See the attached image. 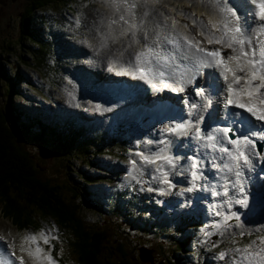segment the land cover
Instances as JSON below:
<instances>
[{
	"label": "rangeland",
	"instance_id": "rangeland-1",
	"mask_svg": "<svg viewBox=\"0 0 264 264\" xmlns=\"http://www.w3.org/2000/svg\"><path fill=\"white\" fill-rule=\"evenodd\" d=\"M3 1L5 0H0V5ZM175 1L178 0H159L154 6L148 5L151 10L157 8L150 15L153 18H149L159 19L158 23L152 20L154 24L148 21L149 40L153 38L156 29H162V33L171 32V20L168 18L172 6L176 11L190 13L193 12L195 2L199 8L203 5L198 0H184L185 5L177 8ZM163 2H167L169 6L161 10ZM28 4L30 5L29 0H7L6 7L2 6L5 7L4 10L0 9L1 106L8 114L10 124L16 129L19 140L40 168V173L48 177L54 185L60 186L66 201L78 206V199L75 201L73 198L75 187L81 186L87 190V193H82L85 202L77 211V217L82 220L88 233L101 232L104 235L103 260L119 263L126 259L134 264H148L138 258L139 250L142 249L150 253L155 251L152 264H230L235 253L229 250L247 242L250 239L247 233H252L253 239L257 234H264V151L260 157L248 159V165H243L247 173L239 178L233 172L223 169L226 163L225 154L216 156L213 153L216 151L207 143L210 141L207 138L201 140L203 133L197 131L208 124L206 107L197 101L200 103L199 110H202L196 112L197 116L200 115L198 124L195 125L197 116L192 121L190 119V122L185 120L188 117L185 112L193 105L185 103L183 98L179 102L178 92L171 89L180 88L179 80L182 81L180 85L187 81V76L181 73L186 68L178 64L179 59L175 61L178 68L173 67L171 61L167 65L163 62L160 65L142 64L141 67H151L152 71L141 74L135 69L130 76L146 85L145 94H150L159 82L160 76L156 78V74L163 71V77L168 76L173 85L167 87L171 92L167 99L174 106L179 105L182 111L186 109L180 113L177 108V113H180L177 118L181 117L179 124L173 123V113L176 112L172 108H167V113L161 115L152 111L154 108L152 102L148 101L149 97H145V102L138 100L139 103L146 104L141 105L145 108V115H136L135 109L140 110L141 107L137 100L133 104L129 102L133 99H130L128 91L124 92V87L119 86L121 90L113 91L115 96L107 95L111 91L105 90L103 86H100L101 90L98 87L103 82L95 80L89 72L81 75L77 66L86 64L90 68L87 71L93 70L90 65L91 52L93 54L96 46L98 49L102 47L101 34L109 31V21L118 19L119 14L114 13L104 0L51 1L33 13L32 39L29 40V34H21L19 18ZM189 4L194 6L189 7ZM136 11L135 18L126 14L130 23H139L144 8L138 6ZM247 15L244 14L246 18ZM124 28L127 25L123 22L112 25L111 34L119 38L115 42L107 41V52L112 50V44L120 43L122 39L127 48L133 44L131 35L120 37ZM166 33L163 36L170 35ZM140 35H143L142 30L137 32V39L144 40ZM39 43L46 44L50 49L49 57H45L47 65L44 67L37 63ZM145 43L146 41H141L139 50ZM133 45L136 46L137 43ZM161 49L162 54L171 50L163 47ZM110 67L109 71L112 72L113 63ZM117 73L113 71L111 75L115 74L114 78L118 79ZM215 74L220 82L224 80L220 79L222 75L218 74V70ZM6 77L17 80L14 85L15 93L11 96L7 93L9 84ZM198 77L202 85L203 80ZM223 85L218 88L221 94L224 88L227 90V82ZM182 91L187 92L185 87ZM118 92L120 95H117ZM154 92L156 94L152 95V99L156 100L154 103L157 105V100L161 98H157L156 90ZM227 98L226 94L214 98L215 118H211L208 124L211 125L209 132L213 131V124L217 119L227 121V111L231 108L234 110L232 105H228ZM161 101L162 104L158 106L168 105L166 100ZM227 105L231 108L227 109ZM242 111V117H248L252 122L255 120L249 113ZM18 113L26 114L32 119L25 120ZM190 113L191 116L195 114ZM232 120H229L230 123ZM70 121L84 128L89 135L97 133L106 142L105 146L99 149L92 147L89 152L80 153L75 148H66L61 140L58 141L48 133L43 135V141L37 140L40 130L37 123L46 127L56 124L64 132L70 133ZM180 124L185 125V128L179 129L183 132L182 135H177L174 130ZM226 124L222 123V126ZM41 133L45 132L40 131ZM62 138L65 139V136ZM175 139L179 140L176 147L172 145ZM84 156L89 157V162L96 165L95 170L88 166ZM221 156L224 159H220ZM143 157L155 162L148 163ZM166 157L171 158L173 163L169 164ZM253 159L258 161L254 163ZM193 162L197 164L195 169L191 166ZM77 168L85 176L96 175L97 180L82 185L80 177L70 173ZM193 172L197 173L198 179L193 180ZM244 175L249 177L250 187L240 192L232 185L239 179L243 187ZM224 177L227 180L223 182ZM228 181L233 182L229 185ZM225 187L228 189L227 196L223 195ZM189 188L192 191H188ZM217 192L220 195L216 196ZM245 198L246 205L234 202ZM228 200L233 202L230 205L225 204ZM1 208L0 206V233L6 234L2 223L10 219L2 214ZM217 212L222 215H217ZM232 212L239 215V222L232 219L228 221L231 227H218L223 224V215H230ZM237 223L243 227H237ZM24 224L26 223H22L23 228L18 230L12 223V229L16 232L14 241L16 240L18 253L22 254L19 251L22 236L44 231L49 237V244L41 243V246L50 251L56 264H78L77 254L71 245L75 241L72 230L61 227L55 220L42 217L37 211L32 224H26V227ZM241 232L246 233L243 238L240 236ZM221 251L227 253L223 260L219 258Z\"/></svg>",
	"mask_w": 264,
	"mask_h": 264
},
{
	"label": "snow or ice",
	"instance_id": "snow-or-ice-1",
	"mask_svg": "<svg viewBox=\"0 0 264 264\" xmlns=\"http://www.w3.org/2000/svg\"><path fill=\"white\" fill-rule=\"evenodd\" d=\"M114 13H118V19H111L108 23L109 31L102 33L101 46L107 47V41L112 40L115 42L119 37L111 34L112 25L123 22L127 25L120 32V37L131 35L133 43H139L137 39V32L143 31V39L146 43L141 50L135 54L136 70L142 73L152 71L151 67L143 68L141 65H160L163 62L167 65L170 61L173 67L178 68L179 65L175 64L177 59L187 61V70L195 74L202 75L204 68H216L219 70L225 82H227L228 98L227 103L244 110L254 117L257 121H264V23L253 27L248 19L243 22L241 16L232 7H228L224 0H198V3L205 6V10L199 14L195 11L190 13L179 12L178 15L190 23L181 24L180 20L169 17L171 20V34L165 35L162 38L158 33H154L153 38L149 41V34L147 29L148 18L152 14V10L148 5H155L159 0H104ZM255 5L254 19L264 22V0H250ZM138 6L143 7L144 11L141 13L139 23H130V16L135 18L137 15ZM189 7H192L189 4ZM171 45L172 49L167 50V54H162L161 44ZM161 77L164 72L159 73ZM210 80H218L214 73H209ZM190 79L188 83H191ZM169 85L165 83V87ZM210 86H215L211 85ZM175 90V89H173ZM195 107V105H193ZM235 115H239L236 113ZM241 124L245 127L249 125V121L241 119ZM177 129L183 130L185 125L180 124L176 126ZM199 132V130H197ZM223 133L217 139L214 134H209L207 140L211 141V147L217 148L221 144L224 137L231 128L223 130H216ZM241 138L228 139L227 143L232 148L220 146L219 152L226 154L229 163L223 165V169L228 172H234L235 176L239 178L242 175L241 161L243 165L247 166L249 161L246 150L252 141L248 138L246 131H241ZM260 139H264L261 136ZM254 146V145H253ZM148 163L155 161L148 157H143ZM167 159L169 164L173 161L171 158ZM224 159V157H220ZM135 163V162H133ZM192 168L195 169L197 164L192 163ZM217 167H220L217 165ZM222 169V170H223ZM193 180L198 179L196 172L192 173ZM165 183H168L165 180ZM243 192V187L237 179L233 185ZM188 191H192L189 188ZM220 195L219 192L215 193ZM224 196L228 195L227 187L224 188ZM233 201H225V204L230 205ZM235 203L247 204V200H235ZM217 215L222 213L217 212ZM235 219L239 222L240 217L235 212L230 215H223V224L218 227L229 228V220ZM237 227H243L239 223ZM223 234V233H221ZM246 233L241 232L240 236ZM251 236L252 233H247ZM4 237L0 236V240ZM49 244V237L44 231L38 234H29L21 237L19 251L25 253V256H18L20 264H56V261L50 255V251H46L41 246ZM235 253V257L231 260L230 264H264V234H257L255 239H249L239 247L229 250ZM15 255V253H13ZM227 253L221 251L219 258L223 260ZM0 264L4 262L0 261Z\"/></svg>",
	"mask_w": 264,
	"mask_h": 264
},
{
	"label": "trees",
	"instance_id": "trees-1",
	"mask_svg": "<svg viewBox=\"0 0 264 264\" xmlns=\"http://www.w3.org/2000/svg\"><path fill=\"white\" fill-rule=\"evenodd\" d=\"M29 1L30 5L28 4L26 10L19 18L20 26L22 27L21 34H29L30 37L28 39L31 40L32 24L34 22L33 13L38 9L44 8L51 1L67 2L70 0ZM47 47L46 44L42 43L38 45V56L36 57L40 67L47 65L45 57H49L48 51H50ZM6 78L8 79V77ZM16 83L17 80L8 79L9 88L7 93L10 96L15 93L14 85ZM18 115L25 120L31 118L26 114L18 113ZM37 124L40 127L39 134L36 136L37 140L43 141V135L48 133L51 134L50 136L56 137L58 141L61 140V143L66 148H72V150L75 148L80 153L89 152L92 147L99 149L106 144L104 139L97 133L89 135L84 128L78 127L77 123L73 121L68 124L70 133L64 132L62 127L56 124L49 127L43 126L41 123ZM40 131L45 133L40 134ZM62 134L66 140L62 138L64 137ZM84 158L88 161V166H92L95 170L96 165L89 162V157L84 156ZM36 165L31 153L19 140L16 129L10 124L8 114L1 106L0 95V206L2 207V214L8 217L18 230L23 228L22 223L32 224L35 211L44 218L55 220L56 224H60L61 227L69 228L75 237V241L71 245L77 254L78 264H134L126 259L119 263H112L102 259L104 235L101 232L88 233L82 220L77 217V211L81 209L85 202L82 193H87V190L81 186L75 187L73 198L75 201L78 199L79 204L78 206L71 204L64 199L60 186L54 185L48 177H44L40 173V168ZM75 170L70 173L80 177L82 185L90 184L89 182L97 180L96 175L85 176L78 168ZM26 224H24L25 227ZM247 237L250 239L254 238L253 235H247Z\"/></svg>",
	"mask_w": 264,
	"mask_h": 264
},
{
	"label": "bare ground",
	"instance_id": "bare-ground-1",
	"mask_svg": "<svg viewBox=\"0 0 264 264\" xmlns=\"http://www.w3.org/2000/svg\"><path fill=\"white\" fill-rule=\"evenodd\" d=\"M184 2H185L184 0H180V1L178 0V1H175L174 4L176 5L177 8H180L181 6L185 5V4H183ZM224 3H226L228 7H232L233 10L237 12V15L241 16L242 22L245 19H248L249 23L253 27H256V26L260 25L261 23H264V22H261L259 20L254 19L255 5H253L250 2V0H224ZM161 5H162V6H160L161 10H163L166 7L169 6V4L167 2H163ZM186 6H187V4H186ZM192 6H194V5H192ZM198 6L199 5L195 2V6L192 7V10L199 14L200 12L205 10L204 9L205 6L202 5L201 8H199ZM155 9H157V8H155ZM155 9H152V10L155 11ZM175 9L176 8L174 6H172L171 9H169V12H170L169 13L170 14L169 17H173V18H176V19L180 20L181 24L190 23V21L182 19L178 15L179 11H176ZM245 13L248 14L247 15L248 18H246L244 16ZM151 15H153V14H151ZM150 18H153V16H151ZM150 18H148L149 22H152V20H154V23H158L159 19L156 18V20H155V18L154 19H150ZM160 30L156 29V33H158L160 36L163 37V35L166 32L162 33V29H160ZM150 31H151V29H149V32ZM166 34H171V32L170 33H166ZM142 37H143V35H140V38H142ZM123 40L124 39H122V41L120 43L112 44L110 46V48L112 50H110L108 52H107V50H108L109 46L107 48H105V49L103 47H100L98 49L97 46H96L95 47L96 49H93V54L91 52V55H90V58H91L90 59V65L93 68L94 73L92 72L93 70L87 71L90 68L86 64H84L82 67H79L80 64H78L77 65L78 68H79L78 71H79V73L81 75L85 74L86 72L91 73V75L93 74L92 77H94L95 80L103 82V85L101 84V85L98 86L100 88V90L102 88L100 86L105 87L106 88L105 90L111 91L109 94H107V95H110V96H115L116 93H112V92L116 91L117 89H119V87L114 86L115 83H120L122 85H127L128 84L127 88L131 87V86L132 87L134 86L133 89H127L126 91H128V93L136 92V94H138V95H135L133 97L129 96L130 99H133V100H129V102L131 104H133V102L136 101V100H137V102H138V100H139V102H145V97L144 96L147 95V94H145V88L143 87L141 82H137L138 79L130 77V76H132V71H135V69H136V64H135L136 61L134 59L135 54L139 51V48H140L139 44H141V41H144V40H139L140 43H137L136 46L133 45L134 43L132 42L133 44H131L130 47H128V48H127V45L124 44ZM150 41H151V39L148 42H150ZM161 47H163V48H171L172 49L171 45H165L163 43L161 44ZM121 48H124V49H121ZM125 48H127V49H125ZM112 63H113V67H112L113 71L118 72L117 75H116L118 77V79L114 78L115 74L111 75V73H113V71L112 72L109 71V70H111L110 65H112ZM178 64H180L181 66L186 68L184 70V72H181V73H183L185 76H187V81H186V83H185V81H183V83H181V85H180V82H182V81L179 80L178 83H179V87L180 88L175 89V91L178 92L179 97L183 98L184 102L188 103L189 105L190 104H194L195 101L200 100L201 101L200 102L201 106L204 105L203 107L207 108L206 112H207L208 116L206 115V121L208 122V124H210L211 118H215V105H214V103L212 102L211 105H207V99H205L204 98L205 96L202 95L198 91V86H196L195 81L196 80L201 81V80L199 79V77H198L199 75L198 74H195L194 72H190V71L187 70L188 62L187 61H183V60H179ZM128 67H130V68H128ZM131 68H132V70H131ZM216 70H217L216 68H204L202 70L203 74L200 75V77L203 80V82H201L202 85H205V84H207V82H211L212 81V80H207L209 78L208 74L209 73H214V71H216ZM139 73L144 74L141 71H139ZM219 73L220 72L218 70V74ZM127 75H129V77ZM159 76L160 75L156 74V78H158ZM133 77H136V76H133ZM190 79L192 80V82L188 83V81ZM129 80H132V82L129 81ZM214 82H215L216 85H218L219 87L222 88V86H224L223 83L225 81L222 80L220 82L219 80H214ZM165 83H167L168 85H171V82H170V79H169L168 76H166L165 78L164 77L161 78V76H160L159 77V82L156 83L157 88H155V90L157 91V95H158L157 98L160 97L161 98L160 100H166L167 96L169 97V95H171L170 90H168L167 87H165ZM132 84H134V85H132ZM104 85H106V86H104ZM111 85H112V87H111ZM171 86H173V85H171ZM200 86H201V84H200ZM139 87H140V89H139ZM184 87H185V90H187V92L186 91H182V89ZM171 89L173 90V88H171ZM141 91H142V93H141ZM154 91L148 95V97H149L148 101L150 100V102H152V106H153L152 108H154V109H152V111L158 112L160 115L167 113V110H166L167 108L160 107V106H158V105H156L154 103L156 101V100L152 99V95L156 94ZM120 93H122V91H120ZM117 95H120L119 92L117 93ZM160 100H157V101H160ZM139 102H138V104L140 105L139 107H141V109L138 110V111L136 110L135 112H136V115L140 116L141 114H144V112H145L143 110V109H145L144 106H141V105H144L145 103H139ZM232 106H233L234 110L231 107H228V108H231V109L227 111V114H228L227 116L228 117L226 119L227 120L226 122H228L230 119H233V121H236V120L240 119L242 117V115H244L242 109H239V108L235 107L234 105H232ZM199 109H201L200 106L196 109L195 114H194V116H192V118H196L195 116H197V113H196L197 111H202V110H199ZM168 110H169V108H168ZM194 110L189 107V109H187V112L188 113L194 112ZM183 111L185 112L186 109L184 108ZM132 112H134V110ZM236 113H239V115H235ZM190 115H191V113H190ZM199 116L200 115H198L197 117H199ZM242 119L247 120L249 122L251 121V119H249L248 117L247 118L242 117ZM254 122H256L255 125H256L257 130H258V127H260V126H262L264 128V121H257V120L255 121L254 120ZM228 124H232V123H230V121H229ZM252 124L253 123H249V125L247 127L250 128L252 126ZM236 130L238 132V135H241V131H239L238 129H236ZM174 131H175V133H177V135H182L183 134V132H180V130L177 129V128ZM259 133L261 134V131ZM178 141L179 140L175 139L173 141L172 145H175V147L178 146V144H179V143H177ZM249 152H250V148H248L246 150L247 154ZM257 161H258L257 159H253L254 163H256ZM262 166L264 168V163H262ZM2 226H3L4 230L6 231V234H5V232L0 233V236L4 237L3 240H0V261L4 262V264H20L19 260L16 259V257L25 256V253L20 254V253L17 252V244H15L16 240L14 241L16 232L12 229V223L10 221H4L2 223ZM4 234L6 236H4ZM10 235L12 237H9ZM13 253H15V255H13Z\"/></svg>",
	"mask_w": 264,
	"mask_h": 264
},
{
	"label": "water",
	"instance_id": "water-1",
	"mask_svg": "<svg viewBox=\"0 0 264 264\" xmlns=\"http://www.w3.org/2000/svg\"><path fill=\"white\" fill-rule=\"evenodd\" d=\"M139 254L140 255L138 258L140 261H142L144 263L152 264L155 251L150 253L149 251H143L142 249H140Z\"/></svg>",
	"mask_w": 264,
	"mask_h": 264
},
{
	"label": "flooded vegetation",
	"instance_id": "flooded-vegetation-1",
	"mask_svg": "<svg viewBox=\"0 0 264 264\" xmlns=\"http://www.w3.org/2000/svg\"><path fill=\"white\" fill-rule=\"evenodd\" d=\"M6 4H7V0L3 1V4L0 5V9L4 10V8L6 7ZM2 6H5V7H2Z\"/></svg>",
	"mask_w": 264,
	"mask_h": 264
},
{
	"label": "clouds",
	"instance_id": "clouds-1",
	"mask_svg": "<svg viewBox=\"0 0 264 264\" xmlns=\"http://www.w3.org/2000/svg\"><path fill=\"white\" fill-rule=\"evenodd\" d=\"M11 221V220H10Z\"/></svg>",
	"mask_w": 264,
	"mask_h": 264
}]
</instances>
